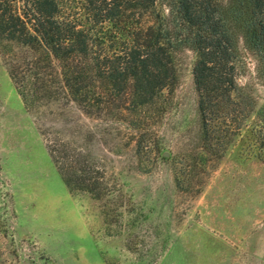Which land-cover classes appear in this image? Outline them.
<instances>
[{
	"label": "rangeland",
	"instance_id": "rangeland-1",
	"mask_svg": "<svg viewBox=\"0 0 264 264\" xmlns=\"http://www.w3.org/2000/svg\"><path fill=\"white\" fill-rule=\"evenodd\" d=\"M218 3L239 38L237 90L254 103L220 159L201 142L195 54L160 4L176 82L136 112L107 98L86 114L63 93L26 108L0 53V264H264L255 118L264 70L240 39L244 1ZM57 143L85 161L102 184L100 199L65 186L46 149Z\"/></svg>",
	"mask_w": 264,
	"mask_h": 264
},
{
	"label": "trees",
	"instance_id": "trees-1",
	"mask_svg": "<svg viewBox=\"0 0 264 264\" xmlns=\"http://www.w3.org/2000/svg\"><path fill=\"white\" fill-rule=\"evenodd\" d=\"M243 1L247 20L239 27L240 39L264 70V0ZM159 4L177 20L179 42L195 54L201 142L220 159L254 103L237 90L239 38L225 23L218 0H0V53L24 106L63 93L86 114L100 111L107 98L122 111L136 112L171 92L176 82L171 31L156 12ZM255 118L264 163V106ZM66 147L46 145L65 186L100 199L102 184Z\"/></svg>",
	"mask_w": 264,
	"mask_h": 264
}]
</instances>
